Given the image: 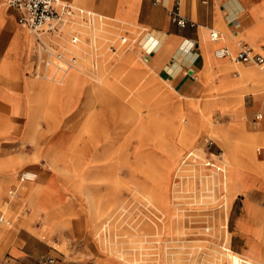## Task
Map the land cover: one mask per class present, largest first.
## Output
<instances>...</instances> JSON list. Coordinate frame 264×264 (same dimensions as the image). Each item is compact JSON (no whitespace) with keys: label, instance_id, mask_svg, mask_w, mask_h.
<instances>
[{"label":"rangeland","instance_id":"1","mask_svg":"<svg viewBox=\"0 0 264 264\" xmlns=\"http://www.w3.org/2000/svg\"><path fill=\"white\" fill-rule=\"evenodd\" d=\"M71 7L75 13V24L72 23L62 26L61 31H63L60 35H51L56 41H49L48 43L50 48L53 47L62 53L64 60L67 61L71 60L70 58H74L76 56L72 54L68 59H65L63 53L65 50L64 46L68 44V42H71L73 36L76 35L78 38L82 40L84 39V42H86V49L90 52V50H92L91 41L93 39H91V36L88 32L94 31L95 33V27L100 26L98 23L100 21H98L97 18H95L94 23L89 24L91 19L89 18L86 8L85 11H78L74 8V5H71ZM0 8H7V6L0 2ZM7 19L9 18L0 13V24H4ZM139 31L140 33L137 34L141 35L137 36L136 34L133 36L136 37V39H134V45L131 47H129L127 41V43L122 45L119 50L118 45L108 42V45H104V47L100 46L101 49L99 53H97V58H95V60L90 58L88 55L86 60L79 59L78 56L74 60H76L77 63L81 62L82 66H85V68L88 67V69L81 68L80 72L82 73V76L91 77L90 69H94L91 68L94 61L99 64V72L106 71V79L109 84L107 83L102 86L96 85L97 92L101 91L102 93L100 94V97L96 95L95 100L96 109L99 108V104L110 107V109H108L109 113L104 115L106 118L108 117L109 119H113L119 117V111L124 113L123 115H126L130 110L129 108L125 109L123 107L117 108V110L116 107L113 106L114 104L117 106L120 101V98L117 96V94H114L110 89L112 87L110 85L115 83V79L124 81L122 83L120 81L121 84H119L118 88L123 89L128 95L127 98L125 100H121V102L123 101L122 103L125 106L126 104L130 103L129 107L130 105H135L140 109L141 116L144 118L145 145L139 147V141L135 137L139 131L137 134V131L133 132V134L131 133L132 140L127 144L126 157H122L120 161L124 162L127 160L132 166H135L136 159H142L141 168H144V165L147 167L148 159L150 158L151 160L153 157L157 156V151L153 149V147L151 149V147L148 145L146 146L147 141L152 140L154 137L157 138L165 136L167 138V142L172 144L173 140L172 142L171 140L169 141L167 136H174L177 140V143L179 142L180 136L183 140L190 143V145L188 144L186 147L178 145L174 147V151H182L183 155L181 154L179 158H182L184 155L187 156V153H190V155L191 153L192 155L194 154L195 163L199 164L200 167L206 172L207 177H204L206 184L202 185L199 181H197V192L204 193L202 191L203 186H209L212 188L211 191L207 193L211 194L213 198L216 199L214 201V205L219 207L222 206L221 202L223 203V200H225V193L227 194L229 192V207L225 209L222 207L223 209L221 212L219 207L215 208L214 210L217 216L216 226L219 228V230L217 227L216 230L214 223L213 227H209L207 225L205 227V224L200 221L194 220L192 222H185L184 218H188V214L191 213L189 209V202L194 200L192 194L195 192L194 189L190 188L188 184L182 185L181 183V185H177L178 188L182 187L180 192H177L179 201L181 202V216L179 219H177L179 222H172L175 221V216L173 218H165L164 222L160 223L162 225V229L159 230V235H155L152 230L149 231L146 228L147 223H149L148 220L144 217V220L141 221L143 218L142 214L140 213L139 216H141L139 217L138 211L135 209L134 211L132 210L134 207L133 205L131 208H129V213L127 212L117 219L115 226L118 227V230L115 231L113 234L114 236L112 235L108 238V244H106V242H98L95 235V225L98 221L94 220L90 216V213H88V198L99 201L101 207L105 208V210L107 207L110 209L109 207L111 206H109V202L111 198H113L118 188L123 187H118L116 184L114 185V181L112 182V180L110 181L109 179L110 174L107 170V166H110L111 164H113V166L116 165V163L114 164L112 161V150H106L102 155L97 152V149H99L98 147L101 146L102 137L97 136L93 138L95 141H87L88 137L84 135L78 137L79 134H77V132L75 134V132L68 129L66 125L67 121L71 123V120L68 119V116L66 118L67 120L65 119V122L63 121L61 131L59 130L55 134L56 136L54 135L51 137L52 134L50 132H46L44 133V138L48 136L47 139L39 137L38 134V137L33 141L18 139L11 142L5 141L4 143H9V146L4 147V149H2L3 146L0 148L1 151L6 152V154L10 156L22 158V163L19 166L17 163H15V165L6 163V160L13 157H8L7 159L5 158L6 160L0 159V182H6V180L12 178L16 183L22 184L23 186H30L28 193L22 190L15 197L9 194L10 188H8V194L4 201V208L2 209V212H0V217L3 216L5 218L3 220L4 226L7 229H14L16 228L15 222L18 216L22 218L19 222L26 224L30 216L36 215L40 218V220H45V223L43 224L44 226L49 224L50 220H53L52 226L67 228L68 232L71 233L75 230L80 231V233L77 231L75 232V238L66 237L67 239H65V247H63V250L57 247V244L53 242L59 251H62L67 255L79 257L80 260L78 263L89 262L90 264H127L128 260H138V262H140L139 258L144 259V256H146L145 259L148 260L146 264H153L150 261L158 260V255L161 253L162 248L168 243L167 245L170 244V247H175L174 249L180 252V257L182 260L178 264H192V262L193 264H214L216 257L218 256V253L212 252V248H218L213 244V241L217 240L215 234H221V232L223 233V225L227 223L230 205L237 194H242L239 196L240 204L243 203L245 198L250 201H253L256 198L255 201L258 202V205H253L250 202L245 204V210L243 211L244 216L241 215L238 218L236 223L238 226H236V230L239 229L240 232L246 231V234L250 233V236H247L246 239L248 247H255V249L260 250V246L263 244L262 234L264 231V215H254V211H257L255 207H259L262 210L264 209V198L262 202L259 201L261 200L259 199L260 197H264V190L262 188H260V190L255 188L257 186V177L260 176V173L259 175L257 173H248V171L245 170L246 168L234 164L232 161V151L235 144L240 146L241 148L236 149L235 152L240 154L239 159L246 161L247 158L244 156H246L245 154L248 152L245 148L247 143L250 145H252V143L257 145L259 144L257 147L258 151H256V154L254 155L255 163L258 162V158H264V142L261 140L257 141V139H254V135L249 132V130L255 131L253 127V125L257 122L255 115H262L261 111L254 112L249 116L250 127L248 130L247 124L245 122V111L242 108L244 107L243 101L241 104L239 102L240 98L238 97L236 101H233V99H235L234 93H237V91L230 92L228 97L227 94L217 97H211L210 94H208V96L207 94L205 96L203 95V97L202 94H198L197 96L190 95V97L189 95H186L187 98L194 100H184L178 96L176 92L172 93L171 95L168 92V88L170 87L162 82L159 76L154 74L151 69H148L146 66H144V63H147L148 61L146 56H144V51L141 50V36L144 35V30ZM146 32L147 31H145V33ZM101 38L102 36H99L98 41H100ZM207 42L208 41H206V43ZM227 42L229 41L227 40ZM231 46V48H234L233 50L235 51L236 46L232 43ZM125 48L128 49L125 55V57L128 58L126 61L121 59V53L124 52ZM105 50L110 55L107 54ZM58 51H55V53H59ZM114 52L117 54L115 53L116 55H114ZM257 52L264 54V50ZM131 55L133 59L130 57ZM139 57H142L144 62H142ZM38 59L39 58L37 57V60ZM108 59L111 60L108 61ZM38 61L39 68H41L42 65L40 64V59ZM133 64L143 66L141 68H145L144 71H141L142 73L140 71L131 72L130 67ZM239 64L247 65L250 68L253 67L258 70L260 73L256 72V70L251 72L254 78L257 76H263L262 78H264V72L258 69L259 66L253 63L244 62H240ZM74 65H76V63H74ZM31 74L39 75L37 70H32ZM237 74L238 73L235 72L233 75L237 76ZM111 78L113 79V82ZM251 79V74H248L247 69L246 72H242L241 78L236 80L245 81L249 84L251 83ZM77 86L78 89L82 88L81 84ZM68 90V88L65 89V91ZM73 90H76V87H74ZM253 91L254 90H250L251 94L250 92L244 94L245 106L252 105L254 97V95H252ZM52 95L54 99L49 101V103H47L45 106L49 111L48 118L54 121V118L52 115L50 116V114H60L62 112L61 106L64 100L63 93L59 91L58 87L52 90ZM242 97L243 96H241V98ZM81 99L86 100V98H80V103L83 101ZM206 101L210 102L208 108L205 107ZM68 102L70 105L73 104V101ZM71 114L72 115L70 116L72 118L74 114ZM105 117H103V119L96 118L97 126H102V120H105ZM43 120L44 119H41L39 121V128L41 132H43L47 126ZM263 121L264 118L260 122ZM141 131L140 133H142ZM101 132L102 131H100V133ZM111 133L113 132L111 131ZM216 135H220V139H218ZM119 137L122 140L125 138V135L121 134ZM221 138H225L224 141H227L226 143L229 145L228 147L224 146ZM73 141H76L77 152L82 157V159L84 155H93L95 151L97 152L99 163L91 166L89 165L91 162H87V165L85 163L86 167L84 164H81L78 166V168L73 167L69 162L68 155L63 154L66 153L69 146L71 145V142ZM4 143L2 142L0 144ZM86 145L90 148V150L88 147H86ZM50 146L56 147L55 149H52L53 154L51 156L54 158L47 157L45 154V151L48 150ZM243 146L245 147L243 148ZM34 157L36 159H34ZM123 162L121 164H123ZM214 170H218L217 173L220 172L221 177L219 180V176L215 174V180L211 178L215 181L213 184V181L210 179V175ZM12 171H14V177L12 176ZM26 171H36L40 175V178H42L39 183V192L37 193L36 197L38 202H36L37 204L34 207L29 206L28 202L29 196L33 193V187H35V184L37 183L28 185V183L30 184L28 179L24 180L27 181V183L20 181V177L24 175V172ZM128 171V167H125L121 170H116L115 176H118V179L121 181L120 186H123L124 184L126 187L132 190L135 189L136 185L135 183L132 184L131 179L133 182L135 181L136 183L143 184L144 177H142L143 175L141 172L134 170L135 172L130 174ZM262 174L263 173H261V175ZM260 177L264 179V174ZM156 187L162 189V185H157ZM172 189V185H169V187H163L162 189L167 192V197H169L170 200L172 197L171 193H173ZM58 193L62 195L64 202H58V200L54 199ZM115 201L117 202V200ZM117 203H119V201ZM203 205V203H200V206ZM114 206L117 207V204H114ZM169 206L170 210H173V205ZM140 207L143 210L142 206ZM183 213L186 214V217L184 218H182ZM46 218H49L50 220H46ZM193 219L194 217H192V220ZM250 219L259 226V228L256 230L255 236L253 235L254 233L252 230V225L250 224ZM229 223H231V217L229 219ZM181 231H186V234L182 236L179 235L182 233ZM178 239L182 241L179 242ZM180 243L182 244L181 248ZM88 245H91V247H88ZM200 245L202 248L199 247ZM115 249H118L125 255L126 261H123L122 258L118 257L119 255L117 256ZM193 251H195V253ZM257 261L259 260H256V262ZM139 264L145 263L140 262Z\"/></svg>","mask_w":264,"mask_h":264},{"label":"crops","instance_id":"2","mask_svg":"<svg viewBox=\"0 0 264 264\" xmlns=\"http://www.w3.org/2000/svg\"><path fill=\"white\" fill-rule=\"evenodd\" d=\"M64 1L70 5H74L76 1L82 2L80 4L84 8L95 13L99 18L98 21H103L102 38L99 41L102 47L110 42L118 45L120 50L127 41L131 47L136 39L133 36L140 33L139 30H144V35L141 36V50L148 59L144 66L151 69L162 82L170 87L168 92L171 95L176 92L184 100H194L187 98L186 95L190 97V95L202 94L203 97L210 94L211 97H217L227 94L228 97L230 92L237 91L234 93L233 101L243 96L244 107L242 108L245 111L248 130L249 116L261 111L262 115L260 114L259 119H256L257 115H255L257 120L253 125L255 131L249 130V132L254 135V139L262 141L264 125L261 126L259 123L264 118V84H262L264 81L258 76L249 84L245 81H237L236 79L241 78L242 72H246L250 67L228 59H217L214 51L221 47H229L236 52L241 46H246L255 53L264 50V0ZM176 8L179 15L188 21L185 27L172 21L171 13ZM0 13L9 18L4 24H0V143L17 139L33 141L38 135L34 133L32 136L28 130L29 124L32 123L33 118L35 119L36 111H38V97L47 91L52 92L56 87L64 93L68 87L69 76L63 70L54 73V70L46 64H41L42 67L39 68L36 38L32 33L25 32L18 24L19 12L7 7L0 8ZM211 29L219 31L223 40L217 43L211 42L208 36V31ZM230 42L236 46L235 51L231 48ZM125 49L120 56L126 61L128 58L125 55L128 49ZM116 52L113 54L116 55ZM130 57L132 58V55ZM139 59L144 62L142 57ZM141 67L143 66L133 64L130 71H144L145 68ZM32 70H37L38 74L50 75L47 77V82L36 74L32 75ZM235 72L238 73L237 76L233 75ZM256 72L260 73L258 70ZM254 88L252 105L245 106L244 94ZM209 103L205 102L206 108L209 107ZM122 104L119 102L117 106L115 104L113 106L117 109L122 107ZM47 129L46 126L43 132ZM7 146L9 143L0 144L2 149ZM45 154L47 157L50 156L47 152ZM8 157L13 156L0 150V159ZM10 159L6 160L7 164L17 163L19 166L22 163V158ZM256 163L263 164L264 158ZM245 170L248 173H254L250 168L246 167ZM14 171H12L13 177ZM257 178L255 188L264 190V179L260 176ZM10 187L0 182V212L4 208V201ZM23 190L28 193L29 188L26 186ZM241 195L237 194L229 209L226 224L227 233L230 234L229 248L246 259L261 260L264 256V244H261L260 250L255 247L249 248L246 239L250 233L236 230L238 218L241 215L244 216L245 204L250 202L258 205L256 198L253 201L245 198L240 204L239 196ZM263 198L260 197L259 201L262 202ZM230 217L231 223H229ZM21 219L20 216L17 217L14 229H7L3 222H0V264H45L44 258H53L54 264H78L79 257L67 255L59 251L57 247L63 250L66 237L75 238V232L80 233V231L75 230L71 233L64 227L51 230L53 220L47 218L50 223L44 226L45 220H40L36 215L30 216L26 224L20 223ZM250 224L255 236L259 226L251 219ZM53 242L57 244V247Z\"/></svg>","mask_w":264,"mask_h":264},{"label":"bare ground","instance_id":"3","mask_svg":"<svg viewBox=\"0 0 264 264\" xmlns=\"http://www.w3.org/2000/svg\"><path fill=\"white\" fill-rule=\"evenodd\" d=\"M80 3H82V2L76 1L74 4V8L78 11H85V8ZM86 10L89 14V18L91 19V21L89 20L90 21L89 24L94 23L95 18H97V16L95 15V13L93 11H91L89 9H86ZM97 19H99V18H97ZM63 20L64 21L59 26V30H57L55 32H51V33L50 32H43L39 35L41 37L42 41L46 45H48L49 41H53V42L56 41L54 38H52L53 36H51V35H53V34L60 35L63 31V30L61 31L62 26L74 23V20H75L74 11L72 10V13L70 15L64 16ZM98 23L100 24V26L95 27V33H94V31L88 32L89 35L91 36V39H93L91 41L92 42L91 43L92 44V50H90V52L86 49V42H84V39L82 40V39L78 38V36H76V35L73 36V38L76 37L77 42L74 43L73 38H72L71 42H68V44H66L64 46L65 50L63 51V53H64L65 59H68L69 56L72 54L76 55L74 58H70L71 60H69V61L64 60L62 53H60L58 50H56L55 48L52 47L54 52L58 51L60 53V56H62L61 57L62 59L58 60L56 58H51L50 61L48 62V64H46V65L51 67L52 70H54V73H57L60 70H63V72L68 73L69 83H68L67 88L69 90L65 91L63 93V100L65 103L63 102V104L61 106L62 112L60 114H57V115L53 114V113L50 114V116L52 115V117L54 118V121H52L48 118L49 111H48V108L45 106L47 103H49V101H52V99H54L52 92L47 91L46 93L41 94L38 97V101H37V103H38L37 110L38 111H36L35 119L33 118L32 123L30 122L31 124H29L30 125L29 130H28L29 134H31L32 136L34 133L37 135L39 134V137H41V138L43 137V139H47L48 136L44 138V133L50 132L52 134L51 137H53L59 130L61 131L63 121L68 116L69 117L68 119L71 120V123L67 121L66 125H67L68 129L75 132V134L77 132V134H79L78 137H80L82 135L87 136L88 137L87 141L88 140L89 141H95L93 138H95L97 136L102 137V143H101V146L98 147L99 149H97V152H99L102 155L103 153H105L106 150H109V149L112 150V154H111L112 155L111 157L113 159L112 161L114 164L116 163V165L113 166V164H111L110 166H107V170L109 171V174H110L109 179H110V181L112 180V182L114 181V185L116 184V185H118V187H123V188H118L115 195L113 196V198H111V200L109 202L110 203L109 206H111V207H109L110 209H108V207H107V209L105 210V208L101 207L99 201H95L92 198H88V204H89V206H88L89 212L88 213H90V216L94 220L98 221L95 225V227H96V234L95 235H96V239L98 242H106V244H108V240H109L108 238L111 237L115 233V231L118 230V227L115 226L117 219L121 215H123L127 212L129 213V208H131V206H133V205H134V207L132 210L133 211H134V209L137 210L138 216L140 213L142 214L143 218L141 219V221L144 220V217H145V219L148 220L149 223H147L146 228L149 231L152 230L155 235L156 234L159 235V230L162 229V225L160 223H163L165 218L166 219L170 218V217L173 218L175 216L176 219H175V221H172V222H176V221L179 222V220H177V219H179V217L181 216V214H180L181 202L179 201V197H178L177 192H180V189L182 187L178 188L177 185L178 184L181 185V183H182V185L188 184L190 186V188L194 189V192H195L194 194H192L194 197V200L192 202H189V207H190L189 209H190L191 213L188 214V218H186V219L184 218V217H186V214L185 213L182 214V218H184L185 222L186 221L192 222L194 220L200 221V222H203L205 224V227H206V225L209 227H213V223H214L215 224L214 227L216 228L217 227L216 226L217 216H216V212L214 210H215V208H217L219 206L214 205L215 204L214 201L216 199L213 198V196L211 194L207 193V192H210L212 188H210L209 186H203L202 191L204 193H198L197 192V186H196L197 181H199L202 185L206 184V182H205L206 180L204 178V177H207L206 172L203 170V168L200 167L199 164L195 163L194 154L192 155V153H191V155H190V153L189 154L187 153V156L184 155L182 158H179L182 154V151H180V150L174 151V147H176L178 145L183 146V147H186L188 144L190 145V143L183 140L182 137L179 136V142L177 143V140L174 136H172V135L167 136L169 141L171 140V142H172V140H173V142H172L173 145H172L171 143L167 142V138L165 136L157 137V138L152 136L154 138L150 141H147L146 146L148 145L149 147H151V149L153 147V149H155L157 151L156 152L157 156L153 157L151 160H150V158L148 159L147 167H145V165H144V168H141L142 159H136L135 166H132L127 160L124 162L120 161L122 157L123 158H124V156L126 157L127 144L129 141L132 140L131 133L133 134V132L137 131L136 132V134H137L139 131V133L135 136L139 141V147L145 145L144 144V118L141 116L139 107H136L135 105H130V107H129L130 103L126 104V106L124 104H122L123 101L121 102V100H125L128 95L126 94V92L123 89L118 88L119 84L124 82L123 80L121 81L118 79H115V81H114L115 83L113 85H110V86H112L110 89L112 90V92L114 94H117V96L120 98L119 102L123 105L122 107L125 109H127V108L130 109L129 112L126 115H123L124 113L119 111V115H118L119 117L109 119L108 117L106 118L104 115L109 113L108 109H110V107L99 104V108L96 109V103H95L96 95H98L100 97V94L102 93L101 91L97 92L96 85L102 86V85H105L108 83V81L106 79L107 73H106V71H100L99 72V69H98L99 64L96 61H94L93 66L91 67L94 69L89 68L91 77L82 76V73L80 72V70H81V68H85V66H82L81 62L77 63V61L74 59L77 56L79 57V59H82V60H86L88 56L90 58H92L93 60H95V58H97V53H99V51L101 49V47H100L101 45H99L98 37L102 36L101 32H103V29H102L103 21H100ZM22 29L24 31H28L25 28H22ZM217 32H219V31H217ZM208 36H209V31H208ZM209 39H210V37H209ZM221 40H223V36H221L217 41H213L210 39V41L214 42V43L220 42ZM48 46H50V45H48ZM231 52L235 56L237 54L238 50L236 52H233L231 50ZM85 54H86V56H85ZM262 55L264 56V54H262ZM235 62H237V61H235ZM65 63H68V65L65 66ZM74 63H76V65H74ZM257 66H259V68L264 72V65L263 64L261 66L260 65H257ZM85 69H88V67ZM252 71H253L252 68L248 69V74H251V77H252L251 83L254 79V77L252 76V73H251ZM48 76L49 75H43V74L38 75V77L41 78L42 80H45V82H47ZM259 77H261V76H259ZM261 79H262V81H264V78L261 77ZM120 81H121V83H120ZM112 82H113V79H112ZM80 84H81V87L83 89L77 88L78 87L77 85H80ZM262 84H264V82ZM74 87H76V90H73ZM249 90H252V89H249ZM254 91H255V88H254ZM80 98H86L87 101L81 99L83 101H82V103H80L81 102L79 100ZM242 99L243 98L239 99V102L241 104H242ZM68 101H73V104L70 105V103ZM90 101H91V103H90ZM80 104H81V106H80ZM71 113L74 114L72 118L70 116V115H72ZM102 116L105 117L104 118L105 120H102V126H97L96 118L103 119ZM41 119H44L43 122L47 125V128L49 129V130L47 129V131L43 132V133H41L40 128H39V125H40L39 121ZM263 123H264V121L260 122V125L263 126L264 125ZM63 129H64V127H63ZM172 130H173V128H172ZM100 131H102V132L100 133ZM111 131L113 133H111ZM140 131L142 133H140ZM175 131H176V129H175ZM97 134H99V135H97ZM121 134L125 135V138H123L122 140L119 137ZM263 136H264V133H263ZM216 137L218 139H220L221 136L216 135ZM55 138H54V140H55ZM224 139L225 138H221V141L224 144V146L228 147L229 145L226 143L227 141H224ZM263 140H264V138L262 139V142H264ZM236 145L237 144H235L234 149L232 151L233 163L237 164V166H241L244 168H246V167L250 168V170L254 171V173H257L258 175L260 173V176H262L264 174V163L263 164L261 163V165H260L259 163H255V159H254V155L256 154L255 152L258 151L257 147L259 144L257 145V144L252 143V145H250L247 143L246 147L243 146V148L245 147L246 150L248 151L245 154L246 158H247L246 161L245 160L242 161L241 159H239L240 154L236 153L235 150L238 148H241V147L238 145L236 146ZM86 147H88V146L86 145ZM55 148L56 147H54V146H50V148L45 151V152H47V155H50L49 157H51V158L53 157V156H51L53 154L52 149H55ZM177 148H180V147H177ZM177 148H175V149H177ZM88 149L90 150L89 147H88ZM97 152L94 151L93 155H84V157L82 159V157L77 152L76 141H73V142H71V145L69 146L66 153H63V154L68 155L70 164L73 167L78 168V166H80L81 164H84V166H85V163H86V165H87V162H91L89 164L91 166H94L95 164L99 163ZM60 153H58V154H60ZM58 154H56V155H58ZM144 160H146V159H144ZM257 160L259 162L262 161V159H259V158ZM112 161H110V162H112ZM10 162H11V159H10ZM122 162H123V164H121ZM151 162H154V163H151ZM125 167H128V170H129L128 172H130V174L132 172L134 173L135 172L134 170H138L137 172H141L143 175L142 177H144L143 178V180H144L143 184L136 183L135 181L133 182L131 179L132 184L135 183V185H136L135 189L132 190V189L126 187V185H124V184H123V186H120L121 181L118 179V176H115V172L117 169L121 170ZM256 168H258V169H256ZM83 171H85V170H83ZM217 171L218 170L212 171V174L210 175V179L213 178L215 180L214 176L216 174L219 176V180H220L221 173L220 172L217 173ZM261 173H263V174L261 175ZM22 176L20 177V181H22ZM24 176L27 177L28 181H30V184L28 183V185H33V184L37 183V184H35V187H33V193L29 196V202H28L29 206L34 207L37 204L36 202H38L36 197H37V193L39 192V187H40L39 183L42 180V178H40V175L36 171L24 172ZM132 176H133V174H132ZM213 179H211V181H213V184H214L215 181ZM13 180L14 179L9 178L8 180H6V182H2V183H5L6 186H8V185L11 186L9 189V194L11 196L15 197L27 185L23 186L22 184L16 183ZM157 185H159V186L162 185V189H163V187H166V186L169 187V185L170 186L172 185V188H173L172 192L173 193H171L172 194L171 200L169 197H167L168 196L167 192L165 190L160 189L159 187L157 188L156 187ZM27 187L29 188L30 186H27ZM228 194H229V192L227 194L225 193V200H223V203L221 202L222 206L219 207L220 212L223 208L225 209V208L229 207L228 206L229 205ZM54 199L58 200V202H64V200L62 199V195L60 193H58ZM208 199H212V200H208ZM115 200H117V202L119 201V203H117ZM200 203H203L204 205L200 206ZM114 204H117V207L114 206ZM169 205H173V210L171 209L172 212L170 210ZM140 206H142L143 210L141 209ZM255 209H257V211H254V215H256V216H263L264 215V209L262 210L259 207H255ZM133 211H132V213H133ZM220 212H218V213H220ZM192 217H194L193 220H192ZM226 224L227 223H225L223 225V228H224V230H222L223 233L221 232V234H215V237L217 238V240L213 241V244L218 248H216V249L212 248V252L218 253V256L216 257V261L214 264H264V256L262 257L261 260L256 262L254 260L246 259V258L240 256L239 254H237L236 252H234L233 250H231L229 248L230 234L227 233ZM56 227H59V226H51V230H55ZM217 228H216V230H217ZM218 230H219V228H218ZM185 234H186V231L182 232L179 235L182 236ZM195 239H198V238H195ZM260 239H261V237H260ZM178 241L181 242L182 240L178 239ZM127 242H130V241H127ZM131 242H136V241H131ZM262 243L264 244V231L262 234ZM167 244L165 246L163 245L164 247L162 248L161 253L158 255V260H153V261L151 260L150 261L151 263H153V264L154 263H157V264H178L182 260L180 257V252L176 251V249H174L175 247L172 248L169 246L170 244L169 245H167ZM181 247H182V244L180 245V248ZM199 247L202 248L201 245ZM176 248H177V246H176ZM199 249H198V251H199ZM115 252L117 253V256L119 255L118 257L122 258L123 261H126L125 255L123 253H121L118 249H115ZM193 252L195 253V251H193ZM140 254H142V253H140ZM145 257L146 256H144V259L139 258L141 263H145V264L147 263L148 260H146ZM140 262H138V260H128L127 264H139ZM192 264H193V262H192Z\"/></svg>","mask_w":264,"mask_h":264},{"label":"built area","instance_id":"4","mask_svg":"<svg viewBox=\"0 0 264 264\" xmlns=\"http://www.w3.org/2000/svg\"><path fill=\"white\" fill-rule=\"evenodd\" d=\"M7 7L19 12L18 24L32 33L37 42V55L40 64H48L51 58L61 60L60 53H55L52 48L46 45L39 36L43 32H55L59 30L60 24L64 21L66 15L72 13V7L64 0H0ZM173 23H177L181 27L188 25V21L181 17L178 8L171 13ZM209 37L213 41H217L221 36L215 29L209 30ZM73 42H77V38H73ZM193 45V44H192ZM214 56L218 59H229L237 62L253 63L256 65H264V56L261 53H254L250 48L241 46L240 50L234 56L229 47H221L214 51ZM38 59V60H39ZM72 63V62H71ZM66 63L65 66H67ZM260 115L256 116L259 119ZM27 177L22 176V181ZM4 218L0 217V222ZM45 264H54L53 258H44ZM78 264H90L82 262Z\"/></svg>","mask_w":264,"mask_h":264}]
</instances>
